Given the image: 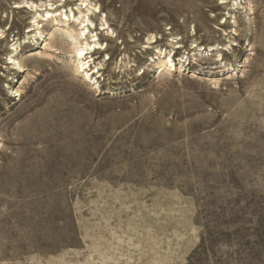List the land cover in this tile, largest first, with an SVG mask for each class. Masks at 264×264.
<instances>
[{"label": "rangeland", "instance_id": "1", "mask_svg": "<svg viewBox=\"0 0 264 264\" xmlns=\"http://www.w3.org/2000/svg\"><path fill=\"white\" fill-rule=\"evenodd\" d=\"M21 1L0 0V264H264V0H239L229 74L190 51L226 43L219 0H91L118 36L101 94L35 60ZM150 34L190 64L158 78Z\"/></svg>", "mask_w": 264, "mask_h": 264}, {"label": "bare ground", "instance_id": "2", "mask_svg": "<svg viewBox=\"0 0 264 264\" xmlns=\"http://www.w3.org/2000/svg\"><path fill=\"white\" fill-rule=\"evenodd\" d=\"M219 1V6H225L226 8H223L228 11L227 19L221 24V26L227 27V29L221 28L222 35L226 43L221 46V49L219 48L220 46L215 48V45L210 46L207 49L194 42L190 51H193V56L197 57L195 61L201 60V62H207L209 57H213L214 53V62L216 65L220 66H216L215 68H212V70L219 68L221 69V73L228 72L229 74V69L231 68L229 65L231 64L225 61L224 52L228 53L230 50H233L234 46H237L236 40L241 36V26L237 21L236 14L244 8L243 3L239 2V0ZM69 2H76V4L68 5L67 3ZM246 4L248 5L250 13H252L253 7L251 0H246ZM70 6H72L71 9L69 8ZM13 9L22 10L26 14L33 13L30 26L26 32L27 37L24 42L32 38L37 39L38 36L39 38L44 37V51L38 52L37 55L35 54L36 56H39V58L35 60L40 65L51 62V60H53L57 55H65L66 60L62 61V68L58 71V75L64 76L69 73L72 76L79 77L81 82L87 85L90 84L92 89L100 91V94L102 93L99 79L104 77L107 62L111 61L112 58L109 57L110 54H107L103 61L98 62L100 58L99 55L105 51L108 52L110 47L108 39H114L118 36L111 28L108 16L103 17L102 6L99 3H94L91 0H58L56 2L49 0L45 2L41 1L40 4H38L32 1L23 0L16 3ZM100 15V24L97 26L94 22ZM225 15L226 14H224V16ZM43 21L52 27V31L46 33V30L43 29ZM159 38H157L154 34H150L148 35L146 42L140 46V48L145 51H152V57L148 58V62L150 63L149 65H154L155 68L160 70L158 78L163 76H172V73L175 71L182 72L184 69L182 61L186 59L184 64H190L188 62L190 58L189 54L183 56V60L181 59V62H179L178 65L174 63L173 59L177 57L178 51L183 48L181 46L182 39L178 38V36H174L173 34V36L168 39V43L171 46V49H169L159 44ZM130 42L134 43V41ZM123 44L124 42H122V45ZM16 45H18V42L15 43L13 45L14 48L10 50L8 55V65H13L11 69L14 71H18L19 73L25 72V70H27L25 68L27 62L19 61L17 59V55H13V53L18 52L19 46L15 47ZM111 52V54H113L115 53V50L112 49ZM32 53L30 56H34ZM57 59L59 58L57 57ZM126 61L124 58L117 63L119 73H125L135 66V64L130 65ZM247 62L248 58L245 60V63ZM204 64L206 65V63ZM240 67L244 66L241 65ZM233 71H231V74H233ZM196 74L197 72H194L192 77H197ZM229 78H231V76H229ZM205 79L212 82L215 86L220 83V79H218V77H206ZM110 83L117 84L118 82L113 80ZM11 95H13V98L21 97L20 89H17L16 91L11 89ZM4 147L5 145H3V148Z\"/></svg>", "mask_w": 264, "mask_h": 264}]
</instances>
